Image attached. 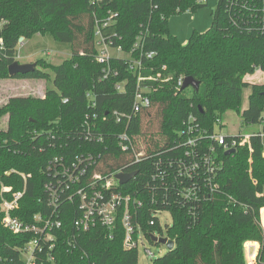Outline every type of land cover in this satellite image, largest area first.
Listing matches in <instances>:
<instances>
[{
    "label": "trees",
    "instance_id": "obj_1",
    "mask_svg": "<svg viewBox=\"0 0 264 264\" xmlns=\"http://www.w3.org/2000/svg\"><path fill=\"white\" fill-rule=\"evenodd\" d=\"M204 7L199 0H0V80H52L54 85L43 98L12 97L0 107V124L6 118V127L0 128V203L2 187L22 191L20 174H25L27 194L14 215L26 223L36 214L48 215L51 210L44 185L50 181L46 174L49 161L59 155L72 162L89 153L101 156L96 168L105 178L118 171L138 173L128 185L113 188L114 192L146 197V192L158 184L153 179L160 173L157 162L174 155L175 142L196 135L188 132L189 126L199 127L204 136H210L229 112L236 113L244 126L259 124L264 112V79L251 84L246 78L254 76L258 68L264 75V35L257 30L264 15V0H220L210 29L194 32L183 44L171 33L170 19ZM110 13L118 17L107 33L118 35L115 43L126 53L131 52L141 33L146 34L144 50L156 52L153 59H143L148 69L143 76L161 72L172 78L160 82L152 95L151 110L157 111L134 118L129 129L110 116L131 112L138 74L129 70L126 61L114 59L111 67L119 76L102 80L104 66L96 61L97 23ZM48 34L69 44L71 57L59 66L41 59L35 63L34 73L10 77L9 67L19 62L20 39L26 42ZM181 77L194 79L200 84L199 90L178 88ZM119 83H125L122 93L116 90ZM92 102L95 108L90 106ZM88 113H96L101 119L110 114L108 123H99L96 131L103 143L85 140L82 123ZM191 117L195 122H190ZM144 124L147 128L157 125V134H146ZM50 131L65 138L57 135L50 147L43 138ZM126 131L130 136L146 138L152 158L138 165L129 163L128 154L117 144L118 135ZM253 149L251 154L248 146L238 148L231 155L218 150L223 164L215 180L216 189L207 201L158 203L157 208L171 213L172 225L166 234L175 248L153 264H246L243 247L251 241L261 243L260 264H264V149L260 139L253 141ZM10 171L15 173L6 175ZM146 203L150 210L149 201ZM2 216L0 212V257H5L26 239L7 231L1 224ZM77 217L76 208H65L63 227L55 233L53 264H139L138 252L124 248L121 227L112 238L102 227L80 233L74 228ZM143 228L148 234L146 223ZM248 258L254 264V257Z\"/></svg>",
    "mask_w": 264,
    "mask_h": 264
},
{
    "label": "built area",
    "instance_id": "obj_2",
    "mask_svg": "<svg viewBox=\"0 0 264 264\" xmlns=\"http://www.w3.org/2000/svg\"><path fill=\"white\" fill-rule=\"evenodd\" d=\"M199 2H203V0H199ZM117 17V14L110 13L107 19L97 23L95 31L96 61L104 66L102 80H108L111 76H119V71L111 67L114 59L126 61L129 70L134 74H138L134 103L130 113L114 112L111 116L106 114L102 119L96 113L86 114L82 123L86 141L104 142L102 135L97 134L96 131L99 123H108V116L115 120L118 125L124 124L129 129L134 122V118L150 111L153 107L152 95L157 92L159 83L172 80L171 77H165L161 72L156 76H143L142 73L148 70L144 66L143 59L145 57L149 60L153 59L157 54L156 52H146L144 50L146 41V34L144 33L137 37V41L129 53H126L121 45L116 44L115 39L118 38V35L108 34L107 31L115 23ZM257 30L264 35V15L261 21L258 22ZM2 47L3 40H0V48ZM19 58L18 54L17 60ZM166 69V67H163V71H166ZM256 72L263 75L260 68ZM184 81L185 78H179L177 87L183 88ZM116 90L120 93L124 92L125 83L117 84ZM64 103L66 104L68 101L65 100ZM90 106L95 108L96 103L92 102ZM190 122H195V119L191 117ZM222 123L219 120L216 132L207 137L204 136L205 132L199 127L189 126L188 132L194 131L193 133H196V135L189 136L185 141L175 142V146L172 148L174 155L167 157L165 161L160 160L157 162L156 165L160 173L153 176V179L158 181V184L152 186L151 190L146 192V197L144 195L134 198L130 194L114 192L112 189L116 186L129 184L120 185L119 181L115 179L117 174L126 172L118 171L111 178H105L96 168L100 164V155L96 157L89 153L77 157L72 162H68L65 157L57 155L49 161L46 174L50 181L44 185V190L48 195L47 205L51 211L48 215L36 214L30 223H26L14 215L21 210L23 200L27 194L28 176L20 174L24 180L22 191L13 192L10 187H2L0 212L3 216L1 224L13 235L26 240L23 245L13 248L11 254L0 257V264H53L55 261L53 251L56 248L57 241L55 233L63 227L61 217L65 214L67 206L76 208L78 211V217L74 222V228L78 232H89L93 228L102 227L109 232L112 238L117 228L121 227L125 233L124 248L126 250L138 252L139 246L143 245L146 257L151 261L162 257H156L145 246L147 241L153 246L166 247L153 242L152 239H169L166 234L168 225L163 224L162 215L164 213L171 215V213L157 208L158 203L170 205L176 199H181L188 202V204L207 201L216 189L215 180L218 170L221 169L223 164L218 156V150L227 155L230 151L236 152L238 148L248 146L252 154L254 151L253 141L257 139L261 140L264 149V112L258 124L261 127L260 132L251 136L241 134L223 136L218 134L217 127ZM39 135L42 136L40 133L35 134L37 137ZM57 135L64 137V135L50 131L43 138L50 142V147H53L52 144ZM65 135L67 136V134ZM205 137L210 141L209 145L205 143ZM138 139L139 137L130 136L127 131L117 137L119 148L122 152L128 154L129 163L132 165L144 163L152 158ZM44 150L41 148V151ZM13 173L15 171L7 172L6 175ZM148 201L151 205L150 210L147 208L146 202ZM146 213L150 214V218H146ZM144 223L149 228V235L144 231ZM156 228H159L160 231L155 230ZM27 236H30V238L27 239ZM259 249L260 245L255 242L245 243V255L248 264H250L248 257L251 256L254 257V264H260ZM161 252L160 250L159 253L161 254ZM167 252H169L168 249Z\"/></svg>",
    "mask_w": 264,
    "mask_h": 264
},
{
    "label": "rangeland",
    "instance_id": "obj_3",
    "mask_svg": "<svg viewBox=\"0 0 264 264\" xmlns=\"http://www.w3.org/2000/svg\"><path fill=\"white\" fill-rule=\"evenodd\" d=\"M220 0H203L205 5L204 8H198L194 11H187L185 13L173 16L169 22V28L171 33L178 38L183 44H187L194 32L205 33L207 32L213 21V12L217 8ZM19 63L35 64L38 60H46L48 63L59 66L64 61L71 57V46L66 43L58 42L52 35H36L32 39L27 40L24 43H20L18 47ZM51 79L54 78L53 73L47 70ZM246 81L251 84H260L263 81V75L260 72H256L254 76L246 78ZM47 89H54L52 80L47 82L45 80H0V107L7 105L9 99L17 96H32V97H44ZM247 107V106H246ZM152 111V110H151ZM157 108L153 109L152 112H156ZM146 118V115H145ZM147 119V118H146ZM223 127H217V133L223 136H234L241 134L243 136L254 135L260 132L261 127L258 124L250 126H244L241 118L234 112L227 113L223 118ZM147 123V121H145ZM217 126V125H216ZM6 127V118L2 120L0 128ZM156 126H148L144 124V131L146 134L156 135ZM146 139V138H145ZM144 136L139 137L138 141L143 144V147H147V142ZM163 224L171 225V215L164 213L162 215ZM261 223L264 230V210L261 213ZM255 242V241H251ZM248 243V242H247ZM260 245L259 258L261 254V243L255 242ZM146 248H149L156 257H160L166 254L167 248L164 246L157 247L145 242ZM244 259L245 263L248 264L245 255V244H244ZM162 251L161 254L159 251ZM138 259L139 264H153V261L148 259L145 254V247L140 245L138 248Z\"/></svg>",
    "mask_w": 264,
    "mask_h": 264
},
{
    "label": "water",
    "instance_id": "obj_4",
    "mask_svg": "<svg viewBox=\"0 0 264 264\" xmlns=\"http://www.w3.org/2000/svg\"><path fill=\"white\" fill-rule=\"evenodd\" d=\"M23 42H24V38H21L20 43ZM35 70H36V64L21 65L19 62H15L13 65L9 67V75L10 77H15L17 75H28L30 73H34ZM189 88L198 91L200 88V84L192 78H185L182 89L186 90ZM233 153L234 151H230L227 153V155H231ZM137 174H138L137 172L119 173L115 176V179L119 181L120 185H126L130 183L137 176ZM152 241L155 243H160L161 245H165L169 252L175 248V242L169 239L158 240L157 238H153Z\"/></svg>",
    "mask_w": 264,
    "mask_h": 264
},
{
    "label": "crops",
    "instance_id": "obj_5",
    "mask_svg": "<svg viewBox=\"0 0 264 264\" xmlns=\"http://www.w3.org/2000/svg\"><path fill=\"white\" fill-rule=\"evenodd\" d=\"M24 43V42H23ZM264 224V223H263Z\"/></svg>",
    "mask_w": 264,
    "mask_h": 264
}]
</instances>
